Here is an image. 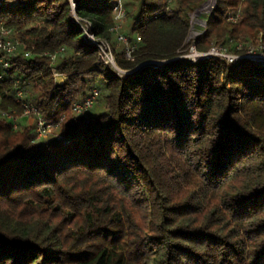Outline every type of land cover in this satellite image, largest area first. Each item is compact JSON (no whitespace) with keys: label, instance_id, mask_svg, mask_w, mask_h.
I'll return each mask as SVG.
<instances>
[{"label":"trees","instance_id":"16d2710c","mask_svg":"<svg viewBox=\"0 0 264 264\" xmlns=\"http://www.w3.org/2000/svg\"><path fill=\"white\" fill-rule=\"evenodd\" d=\"M206 2L124 0L127 59L111 31L116 0H75L116 67L134 71L119 75L67 0H0V27L20 43L0 52V112L21 114L19 89L58 124L37 139L0 116V264H264V64L179 59L191 45L264 57V0H214L188 42ZM92 90L101 112L74 114Z\"/></svg>","mask_w":264,"mask_h":264},{"label":"built area","instance_id":"2783aa9c","mask_svg":"<svg viewBox=\"0 0 264 264\" xmlns=\"http://www.w3.org/2000/svg\"><path fill=\"white\" fill-rule=\"evenodd\" d=\"M11 3H17V0H7ZM71 12L70 16L73 22L78 26L81 31L82 37L85 42L96 48L98 52V56L101 62L110 70L113 69L114 72L120 71L114 62L113 55L111 52V48L109 44L102 39L96 38L93 34V26L92 23L87 19L79 18L76 15V3L75 0H67ZM120 0H116V5L113 9V20L114 26L112 28V32L118 34V30H120L121 25L123 23V19L125 17L124 9H122L119 4ZM238 15L228 16V21L235 22ZM118 41L125 44L127 46L125 57L130 59V53L133 51L134 47H130L127 44V40L124 36L118 34ZM139 42V39H137ZM20 46L18 40L12 37L11 30L0 27V52L5 55L12 54L15 49ZM257 54L253 51V48H248L244 54H234L228 51L226 46L218 45L212 46L207 52H198L195 49L194 45H191L187 52L180 56L179 59H182L188 63L195 64L197 62H202L208 59H214L219 62H222L226 66H234L242 61H250L253 63L264 64V57L260 53L261 48L257 49ZM57 53L53 55H49L50 59V74L52 81L57 85H62L66 81V77L61 75L55 68ZM30 56V53H26L25 57ZM165 62H148L145 65L147 66H161ZM121 72V71H120ZM7 74V64L4 61L3 57H0V80ZM16 100L20 104L21 114L17 116L14 112H0V116L4 119L10 121L12 123V129L15 130L18 127L19 123L25 120H33L34 133L37 139L45 138L50 135H54L58 129V124L47 122L44 120L39 113V111L35 108V106L31 102L24 101V95L22 91L19 89L16 90L15 93ZM98 97L97 90H92L89 96L84 99L82 102L74 103L71 105V111L74 114H84L86 111L92 108L96 99ZM58 141H62L60 136H57Z\"/></svg>","mask_w":264,"mask_h":264},{"label":"rangeland","instance_id":"374dc122","mask_svg":"<svg viewBox=\"0 0 264 264\" xmlns=\"http://www.w3.org/2000/svg\"><path fill=\"white\" fill-rule=\"evenodd\" d=\"M124 0H120L119 4L123 5ZM214 4V0H207V2L203 5V7L201 6L200 8H198L197 10H195L191 15H190V32H189V36H188V42H193L200 34L203 33L204 28H205V23L204 20L205 18L208 16V14L211 12L212 10V6ZM123 9V7H122ZM122 27V25H121ZM121 30V28H120ZM120 30H118V34L120 32ZM115 35L119 36L118 34L114 33ZM243 47L241 46V44H237L236 45V50L240 51ZM253 48V51L255 52V54H257V49L253 46H246L245 47V52L247 51V49ZM111 71H114L113 69H110ZM134 72V71H132ZM132 72H120V71H116L117 74L121 75V74H131ZM98 91V90H97ZM99 92V91H98ZM101 95L99 92V99L96 103H94V105L92 106L91 109H89L88 111H86L84 114L89 113V112H101ZM23 124H25L26 126H33L34 121L33 120H25L22 121ZM56 134V133H55ZM51 136V135H50ZM49 137V136H48Z\"/></svg>","mask_w":264,"mask_h":264},{"label":"water","instance_id":"95a60500","mask_svg":"<svg viewBox=\"0 0 264 264\" xmlns=\"http://www.w3.org/2000/svg\"><path fill=\"white\" fill-rule=\"evenodd\" d=\"M203 7V6H202ZM213 7V6H212ZM205 23V22H204Z\"/></svg>","mask_w":264,"mask_h":264}]
</instances>
